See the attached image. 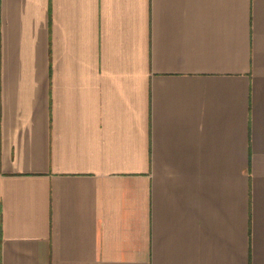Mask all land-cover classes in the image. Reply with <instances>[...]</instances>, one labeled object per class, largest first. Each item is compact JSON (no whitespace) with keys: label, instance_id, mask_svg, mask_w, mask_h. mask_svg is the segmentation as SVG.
<instances>
[{"label":"crops","instance_id":"crops-1","mask_svg":"<svg viewBox=\"0 0 264 264\" xmlns=\"http://www.w3.org/2000/svg\"><path fill=\"white\" fill-rule=\"evenodd\" d=\"M0 264H264V0H0Z\"/></svg>","mask_w":264,"mask_h":264}]
</instances>
